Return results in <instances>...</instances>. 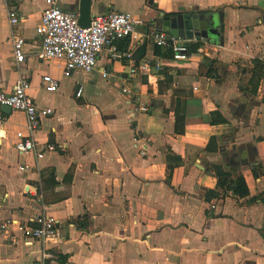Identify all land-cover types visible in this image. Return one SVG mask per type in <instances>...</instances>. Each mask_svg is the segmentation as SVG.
Instances as JSON below:
<instances>
[{
	"label": "crops",
	"instance_id": "crops-1",
	"mask_svg": "<svg viewBox=\"0 0 264 264\" xmlns=\"http://www.w3.org/2000/svg\"><path fill=\"white\" fill-rule=\"evenodd\" d=\"M57 4L78 18L79 0ZM12 8L25 41L18 65L7 17ZM44 8L41 0H0V85L10 91L25 74L36 105L53 110L41 122L37 144L66 142L68 148L41 160L18 155L14 144L25 117L6 115L0 224L42 211L55 218L47 264H264V0H91V17L114 11L139 22L131 62L115 59L107 46L94 73L68 78L60 61L36 59L41 41L35 29ZM180 9L210 11L202 15H212L217 25L221 17L222 41L200 43L186 61L166 58L147 41L143 58L133 61L149 29L160 27V14ZM123 42L119 55L126 52ZM143 61L162 71L128 78L127 66ZM45 75L59 82L55 93L43 90ZM177 104L184 106L180 129ZM22 165L29 170L20 172ZM213 166L241 174L249 196L206 200L207 191H219ZM28 186L39 188L42 202L25 193ZM16 241L0 232V264H37L41 245Z\"/></svg>",
	"mask_w": 264,
	"mask_h": 264
},
{
	"label": "built area",
	"instance_id": "built-area-1",
	"mask_svg": "<svg viewBox=\"0 0 264 264\" xmlns=\"http://www.w3.org/2000/svg\"><path fill=\"white\" fill-rule=\"evenodd\" d=\"M41 1L45 8L35 29L41 41L40 48L35 54L37 60L40 62L60 61L63 64L62 74L65 78L70 77L76 71L86 75L94 73L98 56L107 46L110 47L115 59L124 58L131 62L133 42L137 40L136 27L139 25L133 16L114 11L95 15L90 18L89 27L83 29L78 24L77 16L59 9L57 0ZM7 17L9 26L15 29L11 34L12 58L15 64H22L25 60V41L22 34L16 31L19 24L18 10L10 9ZM125 40L129 42L128 47L124 54L119 55L116 46ZM146 40L150 41L162 55L173 61L188 60L193 54L189 49L191 43H200L170 37L157 26L149 29ZM161 71V65L152 61H143L130 63L127 66L126 76L128 78L136 76L148 78L153 73ZM217 72L224 73L225 69L220 67ZM102 77L105 78L106 74L102 73ZM41 83L43 90L47 93H55L59 88V82L48 75L41 78ZM30 90V80L22 73H19L10 91H6L0 85V126L6 120V115L1 112L3 106L10 108L11 111L22 113L25 117L24 130L16 134L14 149L18 155H31L35 160H41L46 153H54L57 150L64 152L68 146L66 142L58 145L50 144L42 148L37 144L35 135L40 129L41 122L51 116L53 110L39 108L30 96ZM76 95L79 96V92ZM28 170L27 165L19 167L20 172ZM25 193L33 196L36 201L42 202L39 188L28 186ZM58 226L59 223L55 218L42 211L31 215L26 220L6 219L0 224V232L7 234V239L12 243H16L17 238H21L26 245L39 243L41 251L37 264H47V261L53 258L48 244L56 241Z\"/></svg>",
	"mask_w": 264,
	"mask_h": 264
},
{
	"label": "water",
	"instance_id": "water-1",
	"mask_svg": "<svg viewBox=\"0 0 264 264\" xmlns=\"http://www.w3.org/2000/svg\"><path fill=\"white\" fill-rule=\"evenodd\" d=\"M152 4V0H149ZM90 8L91 0H79L78 24L81 28L86 29L90 24ZM219 27L212 15L204 16L202 14H187L180 9L178 14L172 16L160 14L158 24L160 30L168 36L189 41H197L200 43H208L210 40H220V33L223 30L221 17H219ZM147 40H144L138 49L132 55L133 61H140L145 54ZM77 93V91H75ZM1 112L5 115L11 113L10 108L3 106Z\"/></svg>",
	"mask_w": 264,
	"mask_h": 264
},
{
	"label": "trees",
	"instance_id": "trees-1",
	"mask_svg": "<svg viewBox=\"0 0 264 264\" xmlns=\"http://www.w3.org/2000/svg\"><path fill=\"white\" fill-rule=\"evenodd\" d=\"M210 11H204L199 12V14H207ZM172 16V15H168ZM124 50L126 51V48L128 47V40H125L123 42ZM200 47V43H195L193 45H190L189 49L191 53L197 52V50ZM184 106L182 105H176L175 107V123L177 128H183L184 126ZM214 176L217 180V189L219 191H207L206 192V200H209L210 198L217 197L219 195H226L230 194L235 199H242L249 196V190L246 185V182L241 174L235 175L234 172H225L221 167L219 166H213L212 167ZM221 191V192H220ZM262 195V194H261ZM260 196L254 197L250 199L251 202H255Z\"/></svg>",
	"mask_w": 264,
	"mask_h": 264
}]
</instances>
